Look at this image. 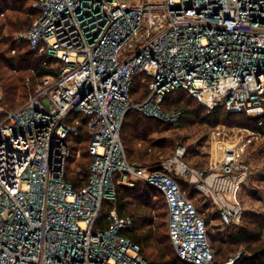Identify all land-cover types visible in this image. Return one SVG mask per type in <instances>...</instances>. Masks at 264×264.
Listing matches in <instances>:
<instances>
[{"label":"built area","instance_id":"built-area-1","mask_svg":"<svg viewBox=\"0 0 264 264\" xmlns=\"http://www.w3.org/2000/svg\"><path fill=\"white\" fill-rule=\"evenodd\" d=\"M32 7L37 18L13 39L52 57L59 72L42 77L15 109L0 86V264H150L129 236L132 216L113 208L109 226L96 230L117 185L138 182L164 195L179 258L217 264L206 220L179 179L216 196L218 188L183 161L184 147L158 168L131 164L121 128L132 109L178 123L180 110L160 108L176 89L207 110L263 117L264 0H32ZM139 74L151 80L150 95L135 103L131 89ZM81 126L90 134L93 161L87 185L75 190L66 180L68 139ZM226 152L222 176L246 174L249 166L238 162L235 149ZM234 182L237 191L240 179ZM234 197V207L219 200L225 225L241 218Z\"/></svg>","mask_w":264,"mask_h":264},{"label":"trees","instance_id":"trees-1","mask_svg":"<svg viewBox=\"0 0 264 264\" xmlns=\"http://www.w3.org/2000/svg\"><path fill=\"white\" fill-rule=\"evenodd\" d=\"M38 14L39 12L32 7V0H0V86L9 108L21 106L34 92L42 77L57 75L59 72V68L51 65L52 57L33 50L26 42H17L13 39L15 33L28 30ZM150 81L145 74L135 76L131 89V98L135 103L147 100L150 95ZM160 108L167 113L180 110L177 125L164 123L154 116H147L139 109H132L127 113L121 128V138L131 164H151L158 168L161 161L159 156L156 153L148 156V153L159 145L163 148L176 146L174 138L164 137L158 142L153 141L155 133L167 129H186L197 124L216 126L236 123L237 120L238 123L264 136V116L250 118L244 113L230 112L222 107L207 110L195 98L180 89L166 94ZM68 140L70 156L67 160L66 180L75 190H80L88 183L89 167L93 161L89 152L90 134L81 126L80 135L70 137ZM140 142L141 147L137 148ZM118 178L119 174L115 176V180ZM179 184L187 197L195 203V195L199 191L192 188L191 182L182 178L179 179ZM160 201L166 205L164 195L148 183L138 182L134 187L119 184L116 201L106 200L103 203L96 230H103L109 226L108 215L116 208L119 215H129L135 219L136 227L129 236L141 246V252L150 264H190L176 254L168 234V220L166 223H159L151 214L157 211L158 216H168L167 210L161 211L165 210L164 204L157 206L156 203ZM135 203L150 208L152 212L148 215L135 212L132 208ZM197 210L208 225L217 264L227 262L241 246L247 255L238 264H264V212L248 213L244 224H224L226 227L224 231L218 230L213 234L209 230V224L211 219L220 218V213L211 217V214L207 215V212L198 206ZM166 226L167 230H164Z\"/></svg>","mask_w":264,"mask_h":264},{"label":"rangeland","instance_id":"rangeland-1","mask_svg":"<svg viewBox=\"0 0 264 264\" xmlns=\"http://www.w3.org/2000/svg\"><path fill=\"white\" fill-rule=\"evenodd\" d=\"M156 118L167 123L164 118L157 116ZM238 122L236 120V123H225L216 126L197 124L186 129H167L157 132L152 137L154 138L153 141L158 142L164 137L168 139L174 138L176 146L163 148L159 145L158 148L149 150L148 156L156 153L161 160L169 156H175L178 149L184 147L186 150L183 161L194 170L204 171L203 178L205 179L215 176L210 181L211 189L218 188V191H216L219 194L218 196L212 194L213 192L200 190L201 194L195 195V204L205 210L207 215L211 214V217H214L215 214L220 213V208L223 205L220 203V199L224 200L225 205L228 207L236 205L234 197V193H236V198L240 202L241 207V218L240 220L236 219V223L244 224L248 213L264 212V136L256 139L254 131ZM171 124L177 125V123ZM140 147L141 142L137 144V148ZM230 148L235 149L238 162L247 164L249 168L246 174L243 175L236 171L231 177L229 176V179V177L222 176V164L226 157V151ZM239 179L240 186L235 191L236 184L234 181ZM208 195L210 199L207 198ZM211 196H215L214 199L216 201ZM156 204H158L157 206L164 204L165 210L161 211L167 210L163 201ZM206 204L208 208H206ZM132 208L141 215H148L152 212L150 208L148 209V207L139 203L133 204ZM156 212L151 213L154 219L159 223H166L168 216H158ZM225 228L221 217L211 219L209 224L211 233L215 234L218 230L224 231ZM164 230H167V226L164 227ZM245 255H247V252L245 253L244 247L241 246L232 257L240 256V262Z\"/></svg>","mask_w":264,"mask_h":264},{"label":"crops","instance_id":"crops-1","mask_svg":"<svg viewBox=\"0 0 264 264\" xmlns=\"http://www.w3.org/2000/svg\"><path fill=\"white\" fill-rule=\"evenodd\" d=\"M214 177H215V176H210L208 179H206V182L211 183L210 181H212V180L214 179ZM196 192H197V191H196ZM200 192H201V191H199L198 194H201ZM202 195H203V194H202ZM215 196H216V195H215ZM215 196H211V198L214 199ZM207 198L210 199V196H207ZM211 201H212V200H211ZM214 201H216V200L214 199ZM166 207H167V206H166ZM167 212H168V209H167Z\"/></svg>","mask_w":264,"mask_h":264}]
</instances>
